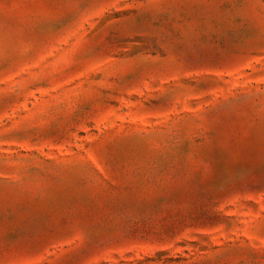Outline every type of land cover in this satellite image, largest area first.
I'll return each instance as SVG.
<instances>
[{"label":"rangeland","instance_id":"1","mask_svg":"<svg viewBox=\"0 0 264 264\" xmlns=\"http://www.w3.org/2000/svg\"><path fill=\"white\" fill-rule=\"evenodd\" d=\"M0 264H264V0H0Z\"/></svg>","mask_w":264,"mask_h":264}]
</instances>
